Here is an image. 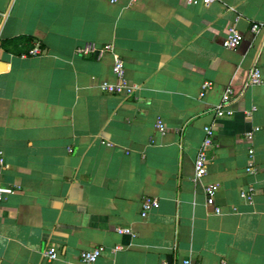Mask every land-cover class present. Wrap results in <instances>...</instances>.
<instances>
[{
    "label": "crops",
    "instance_id": "1",
    "mask_svg": "<svg viewBox=\"0 0 264 264\" xmlns=\"http://www.w3.org/2000/svg\"><path fill=\"white\" fill-rule=\"evenodd\" d=\"M231 26L243 40L226 50ZM86 43L112 52L79 57ZM114 55L131 95L100 89L118 83ZM0 61V186L16 188L0 201V264H82L96 248L92 264H264V82L242 92L252 67L264 81V0H0ZM228 86L234 113L218 118ZM208 126L206 174L194 179ZM145 198L159 207L142 218Z\"/></svg>",
    "mask_w": 264,
    "mask_h": 264
},
{
    "label": "built area",
    "instance_id": "2",
    "mask_svg": "<svg viewBox=\"0 0 264 264\" xmlns=\"http://www.w3.org/2000/svg\"><path fill=\"white\" fill-rule=\"evenodd\" d=\"M114 3L116 0H110ZM137 0H131L132 3H135ZM187 3L192 5H202L208 6L214 0H185ZM253 30H256L254 27ZM243 37L240 32L234 27L231 26L226 31L225 36L221 41V46L226 50H234L236 49L242 42ZM112 52V46L109 44L96 46L93 43H86L85 45L76 48L75 53L79 57H86V58H94L96 60H100L106 53ZM29 54L31 55H38L40 54V49L38 46H35ZM112 73L117 79V84H109L107 82H103L100 85V89L104 93L108 94H117V95H131L134 90L136 89L132 85H128L124 81V73H125V66L123 60L114 55V60L112 63ZM263 78L261 75L260 70L254 66L252 67L248 74L246 75L245 80L242 83V92L246 89L259 86L263 84ZM212 83L205 81L201 85V92L200 96H203L204 93L211 89ZM236 96L234 94V90L231 86H228L224 89L220 102L214 107V111L216 113V117L224 118L233 115V110L225 109L228 107L232 102L236 100ZM254 110L252 107L251 111ZM251 111L246 113V116H250ZM155 130L160 134L164 135L166 133V126L161 119H156L154 123ZM257 128H254L252 131L248 132L245 135V140L248 143H251L253 132L256 131ZM204 132V139L201 143V146L198 150V153L194 160V179H200L206 174V150L212 146L213 144V129L212 127H205L203 129ZM4 164V154L0 150V166ZM245 172L249 175H252L256 172V166L254 164V150L253 148L249 147L247 150V165L245 167ZM15 187H8V186H0V201H3L7 197L13 195L15 193ZM216 191V186L213 184L207 185L205 187V194H206V206L213 209L215 214L220 213V208L215 206L214 202V194ZM254 191L252 188H249L247 192L240 193V197L247 200L248 202L251 201L252 195ZM159 207V202L156 199L145 198L141 204V217L145 218L151 211L156 210ZM116 232L119 235H130L132 237L135 236L134 233L129 228H116ZM121 247L117 246L113 249V251L120 250ZM102 248H96L90 251H81L79 253V261L82 264H92L94 263L101 255ZM44 256L48 261H53L57 259V251L55 247H49L45 252ZM184 264H189V261H185Z\"/></svg>",
    "mask_w": 264,
    "mask_h": 264
},
{
    "label": "water",
    "instance_id": "3",
    "mask_svg": "<svg viewBox=\"0 0 264 264\" xmlns=\"http://www.w3.org/2000/svg\"><path fill=\"white\" fill-rule=\"evenodd\" d=\"M6 69V65L0 61V72L4 71Z\"/></svg>",
    "mask_w": 264,
    "mask_h": 264
},
{
    "label": "trees",
    "instance_id": "4",
    "mask_svg": "<svg viewBox=\"0 0 264 264\" xmlns=\"http://www.w3.org/2000/svg\"><path fill=\"white\" fill-rule=\"evenodd\" d=\"M9 41H1V46L3 47H5V45L8 43Z\"/></svg>",
    "mask_w": 264,
    "mask_h": 264
}]
</instances>
